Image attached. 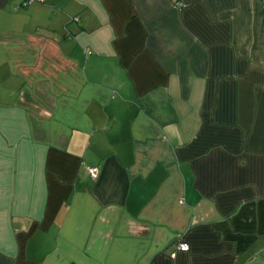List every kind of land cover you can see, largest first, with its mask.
Returning <instances> with one entry per match:
<instances>
[{
  "label": "crops",
  "instance_id": "obj_1",
  "mask_svg": "<svg viewBox=\"0 0 264 264\" xmlns=\"http://www.w3.org/2000/svg\"><path fill=\"white\" fill-rule=\"evenodd\" d=\"M178 1L0 0V264H264V0Z\"/></svg>",
  "mask_w": 264,
  "mask_h": 264
},
{
  "label": "built area",
  "instance_id": "obj_2",
  "mask_svg": "<svg viewBox=\"0 0 264 264\" xmlns=\"http://www.w3.org/2000/svg\"><path fill=\"white\" fill-rule=\"evenodd\" d=\"M172 1L175 4V6H177V7L183 6V3L178 1V0H172ZM86 172H87V174L89 175L90 178L94 179L98 175V168L95 167V166L87 167L86 168ZM178 248L181 249V250H185L187 248V246L184 243H179L178 244Z\"/></svg>",
  "mask_w": 264,
  "mask_h": 264
}]
</instances>
